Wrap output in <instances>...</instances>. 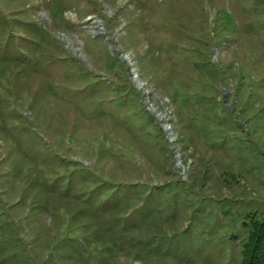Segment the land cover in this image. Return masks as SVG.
Returning a JSON list of instances; mask_svg holds the SVG:
<instances>
[{"label":"rangeland","instance_id":"obj_1","mask_svg":"<svg viewBox=\"0 0 264 264\" xmlns=\"http://www.w3.org/2000/svg\"><path fill=\"white\" fill-rule=\"evenodd\" d=\"M264 218V0H0V264H242Z\"/></svg>","mask_w":264,"mask_h":264},{"label":"trees","instance_id":"obj_2","mask_svg":"<svg viewBox=\"0 0 264 264\" xmlns=\"http://www.w3.org/2000/svg\"><path fill=\"white\" fill-rule=\"evenodd\" d=\"M242 264H264V218L251 217Z\"/></svg>","mask_w":264,"mask_h":264}]
</instances>
